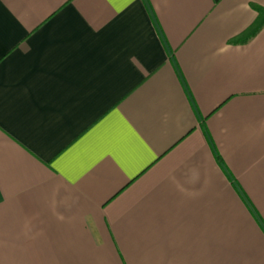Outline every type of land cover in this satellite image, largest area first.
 <instances>
[{"label":"crops","instance_id":"0c3cea01","mask_svg":"<svg viewBox=\"0 0 264 264\" xmlns=\"http://www.w3.org/2000/svg\"><path fill=\"white\" fill-rule=\"evenodd\" d=\"M264 0H0V264H264Z\"/></svg>","mask_w":264,"mask_h":264},{"label":"trees","instance_id":"16d2710c","mask_svg":"<svg viewBox=\"0 0 264 264\" xmlns=\"http://www.w3.org/2000/svg\"><path fill=\"white\" fill-rule=\"evenodd\" d=\"M253 9L257 13V18L253 24L241 35L231 40V44H245L253 37H255L261 29L264 27V8L253 6Z\"/></svg>","mask_w":264,"mask_h":264}]
</instances>
